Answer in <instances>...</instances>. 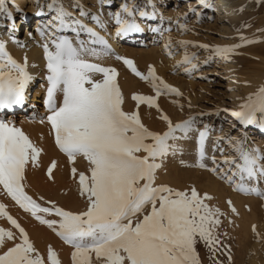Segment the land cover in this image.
<instances>
[{
    "label": "snow or ice",
    "instance_id": "obj_1",
    "mask_svg": "<svg viewBox=\"0 0 264 264\" xmlns=\"http://www.w3.org/2000/svg\"><path fill=\"white\" fill-rule=\"evenodd\" d=\"M199 3L204 8L210 7L207 0H199ZM96 5L98 10L92 11V6H86L82 0H50L45 5L37 0L40 10L36 15L44 17V22L35 29L44 41L39 46L43 50L46 80V86L41 85L45 90L46 114L40 116L39 123L49 126L55 147L69 163L74 165L77 159L86 161L84 171L71 168L85 208L65 210L53 201H44L47 205L44 206L26 191L27 171L29 167L40 166L43 149L7 118V114L28 104L29 86L35 77L29 71L27 55L22 60L14 58L3 39H0V189L68 246L70 264H203L201 245L207 250L211 264H233L231 246L222 239L228 237V233L220 229L222 217L229 224L235 221L211 204L215 197L207 191L202 193L194 184L180 189L158 180L169 162L179 158V165L185 168L201 169L236 192L264 200V189L258 186L264 182V148L250 145L247 132L213 138L216 129L201 119L225 112L243 128L252 126L264 132V82L242 98L239 110L217 108L215 112L201 111L174 122L160 108L158 98L162 95L182 98L183 93L158 76L154 66L149 65L145 74L134 60L116 54L108 40L85 23L89 20L107 31L103 9L111 7V0H96ZM152 9L149 12L125 2L119 11H110L107 16L114 21L118 37L141 33L143 28L138 18L159 19L160 26L150 30L160 35L170 33L171 28L163 27L164 17L157 14L154 4ZM189 11L200 16L195 9ZM16 12L22 10L16 7ZM0 15L11 22L9 39L26 47L14 35L16 17L6 0H0ZM19 18L22 20L23 16ZM180 29L190 30L186 24L180 25ZM82 34L88 39H81ZM28 35L31 37L32 33ZM239 40L240 43L231 46L212 47L179 41L184 55L177 67L188 66L184 70L189 75L199 70V57L189 53V47L209 51L211 55L204 61L208 63L214 57L229 60L237 54V49L259 42L243 35ZM171 46L169 36L165 47L170 49ZM108 57L121 61L154 92V95L133 93L134 111L124 109L126 97L118 80V70L92 62ZM245 86L251 87V84L245 82ZM141 105L156 110L166 125L164 131L152 130L143 122ZM177 106L184 110L183 104ZM188 107L192 108L191 101ZM230 126L240 132L236 124ZM190 143L196 156L192 164L183 159ZM225 145L231 155L225 154ZM205 161H210L211 166ZM56 167L55 160L47 167L45 175L49 181L55 182ZM227 205L232 215L239 216L231 200ZM0 218L6 219L16 230L0 228V264H63L52 245L42 254L26 229L2 203ZM252 231L257 242L264 243V237L256 232L255 226Z\"/></svg>",
    "mask_w": 264,
    "mask_h": 264
},
{
    "label": "bare ground",
    "instance_id": "obj_2",
    "mask_svg": "<svg viewBox=\"0 0 264 264\" xmlns=\"http://www.w3.org/2000/svg\"><path fill=\"white\" fill-rule=\"evenodd\" d=\"M28 1H30V2H28ZM140 1H142V0H140ZM143 1H145V2L143 3V6H141L142 9L151 12L153 10L152 5L154 4L155 10H156L158 15L162 14L165 11L167 13L166 15L169 18L171 16H173L174 14H178L180 11L182 12V10L180 8H185V9L189 10L190 8L192 9V7H199L202 11L209 10V13H207L208 18H211L210 11H212V12L215 11V13H216L215 15H217V16L216 17L213 16L212 19L214 20V24H216V26L219 28V30L222 31L224 34H229V33L233 32L234 35L237 36V35H240L242 33H246L250 30L253 31V29H254V28L252 29V27H250V21L249 20H250V18H252L254 16V13H256L255 12L256 10L252 9L253 6L250 5V0H207V3L210 5V7H208V8H204L199 3V0H175V2L173 0H158V2L156 0H143ZM161 1L162 2L163 1L164 2L173 1L176 5L173 8L165 9L164 7L157 6V3L161 4ZM48 2H50V0ZM82 2L86 6H89V5L92 6V11L98 10V5H96V0H82ZM133 2L134 1H130L129 5H131ZM6 3L9 6V10L13 12L14 17L17 18V17L23 16L22 20L19 19L20 22H22V24H21L22 26L23 25L27 26L26 23L24 24V21L28 18L29 12L31 11L32 13H34L33 17L35 18L36 23L34 24L35 26L33 27V29L30 31L32 33V36L30 37L29 35L28 36L26 35L25 37L22 38L20 35L21 34L20 30L18 28L19 25L16 26V31L14 33L16 39L19 40L21 42V44L26 45V47H20L19 45H17L16 43H13L12 40L9 39V35H10L9 25L11 24V22L8 21L3 15H0V39H3L7 42L8 51L17 60H22V58L25 55H27V57H28V61H29V65H30L29 71L35 77L32 84L29 86L28 96L31 95V91H32L31 87L33 86L35 81H37V80L41 81L39 83L38 88H36L34 90L35 92H34L33 99L31 100L30 106L29 107L24 106L23 108H20V109H18L19 108L18 107L17 109H15L14 112H17L18 110H22V112L18 115H14V114L12 115L11 113H9L11 115L10 119H13L14 117H23L24 119H26L21 124V128L30 136V138L37 144V146H39L43 149V152H42L41 157H40V166L38 168H32L33 170L38 171V169L42 166H44V168L46 167V169H47V167L50 165V163L53 160H55L57 162V167H56V169H54L55 182L51 181V183H49V188L46 191V194L50 195L51 198L54 200V202L57 205L61 204L60 207H63L65 210L82 211L85 208V203L79 197V195L77 193V190H76L77 185H76V182L72 179L71 168L76 167L78 172L84 171L87 168L86 161H83L81 159H77V161L74 165L69 163L66 156H64L62 153H60L59 150L55 147L54 139L49 134V126L47 124L42 125L38 121L37 122H30L31 124H29V120H27V118H29V114H30V117L34 116V118H36L35 112L37 109H40V106L38 104L43 105V96H44L45 90H44V88L41 87V85L46 86V80L44 79V76H45L44 64H45V62L43 60V50L39 45L42 44L44 41L39 36V34L35 32V29L37 26H39L40 24H42L44 22V17L36 15V13L40 10L38 8V6L34 7L35 4L37 3V0H6ZM25 3L33 5L32 10H30V11L25 10L24 9ZM141 5H142V3H141ZM261 5H264V4H261ZM112 6H113V0H111V7ZM247 6H248V9H244ZM16 7L21 9L22 12L17 13ZM111 7H105L103 9L104 19L107 23V31H104V30L99 31V28L96 27V25L90 21L85 20V23H89L90 27H93L96 31H98L100 33V35L104 36L105 39L108 40L109 44L112 46V48L114 49V51L116 53L122 52V54H130V55L137 56V58L141 62H143L145 65L148 64V65L154 66L156 69V74H157L159 71V68H160L159 65H161V60L164 61V58L162 59L163 56L161 55L162 54L161 49L163 51H165L166 53H168V49H166V47H165V45L168 43L167 36L162 38V45L160 46V48H155V49L151 48L149 51L143 50L141 48H139V49L136 47L134 48L135 42L136 43L141 42V44H138V47L141 45H144L143 44V37L145 36V29H146L145 25L142 22H139L137 20V22L143 28V31L141 33L130 34L126 37L116 36L115 35L116 25H115L114 21L113 20H110V21L107 20L108 19L107 14H108V12L111 11V9H110ZM241 8H243V11H240ZM44 11H45V13H47L46 7L44 8ZM116 11H118V10H116ZM31 20H32L31 18H28L27 22H31ZM7 22H8V24H7ZM148 22L153 23V22H157V21L148 20ZM110 24H111V26H110ZM159 24H160V21H159ZM152 27H158V26H152ZM237 29H241V31L238 32ZM30 32L27 31V34ZM152 33L154 34V32H152ZM156 34L158 35L159 33H156ZM68 35L73 36L74 34L68 33ZM81 39L87 40L88 37L86 35H84L83 38L81 36ZM117 39H118V41H117ZM133 43H134V45H133ZM147 45H153V44L147 43ZM240 50L241 49H237L236 59L242 61L243 58L242 57L240 58V56H238V54H240ZM111 59H113V57L104 58L100 61H103L104 63L109 65L111 63ZM233 59H235V58H233ZM32 64H38L39 67L33 68V67H31ZM115 68L117 70H120V65L116 64ZM236 68H240V66L237 64ZM239 73H240V75H242V72H239ZM255 79L256 80L258 79L260 81H252V82L249 81L251 84V87L245 86V82L249 83L247 79L242 81V84L244 87L243 97H245L248 93L255 91V89L258 87V85H260L262 82H264L263 78L260 79V77H256ZM118 80H119L121 89H122V91L126 97V101L124 104L125 111H134V110H132V107H133V104H135V101H133L130 98L133 93H139V94H147L148 93L149 95H151V92L146 88V86H140L136 79H134L131 76H127L124 72L121 75V77L118 78ZM196 100H197V98H192V100H191L192 108L188 109L187 113H185L183 111L182 112L181 111H178V112L168 111L169 113H165V114L169 115L173 119L174 122L180 121L182 119H186L189 115H198L200 113V110L198 109L199 107H196V105H195ZM241 102H242V100L240 102L231 103L230 109L239 110L238 105ZM143 107H145V106H143ZM34 109H35V111H33ZM161 109L163 111H165V109H163L162 107H161ZM146 110H147V108H146ZM146 110H145V113L147 115L148 120L145 124L150 129L157 130L158 126H155V125H159L160 129L162 128V126L166 127L164 121L160 120L158 122H155V117H159V114L156 112V110H152L150 112H147ZM207 111L209 112L211 110H207ZM14 112H12V113H14ZM28 112H29V114H28ZM226 117L228 120V125L236 124L237 129L240 130V132H237V136H239L243 132H247L248 137L250 136V138H248V141H249V139H250V142H251V140L255 141V143H252V145L264 148V132H261L258 128H255L252 126H249L247 129L243 128V126H241L239 124V122H237L233 117H231L228 113H225V112H224V115L223 114H220L219 116L214 115L211 119L212 121H214V123L218 122V125L216 127V131H215L216 136H221V135H223L221 133L225 132V131H221L219 129V124H220V121H222V119H224ZM13 121H14V119H13ZM165 127H163L164 130L166 129ZM226 148H227V146L225 147V151L228 150ZM188 152L191 154V156H188V157L185 156V157H183V159L187 163L191 164L192 163L191 161L195 160V152L192 150L191 143L189 144ZM227 153H228V155L232 154L229 151H227ZM209 155H211V152H209ZM175 163L172 164L171 162H169L167 170L165 172L160 173L159 180H158L159 183H166V184H169L170 186L177 187L180 189H184L188 185L187 182L193 183V181H195L194 185H195V183L198 184V186L196 185V187L198 188L199 191H201L202 193L204 191H207L210 195H213L215 197V199L213 201H211V204L219 207L221 209V211L227 213L229 219H232L235 221L233 226L234 227L236 226L238 228L240 227L239 230L240 229L243 230V232L246 235L249 234L248 233L249 230L251 232L253 226H255L256 232H257V230L259 231V229L263 226V224H261V216H260V214L263 211L260 213L261 208L259 210V208L256 207L257 203L254 200L255 198L253 199L250 197L249 199H247L249 196L248 197L246 196V198H245V197H242L244 195L241 196V193L236 194L235 191L228 189L229 187L227 186L228 187L227 188L225 186L226 184L224 185V183L218 182L217 181L218 179L216 180V178L213 177L208 172H205V171L199 170V169H195V170L193 169L192 170V168H187V170H186L185 167H183L179 164L177 165ZM205 163L209 164V161H205ZM209 166H211V164ZM32 169L30 168V169H28V171L32 170ZM28 171H27V173L29 174ZM190 176L193 177V180L191 179L190 181H188ZM27 181L28 180H26V182ZM26 186H28V187H26V191L30 190L32 192V188L30 187V185H26ZM27 188H29V190ZM61 190L63 193H61ZM2 193L7 200L11 201L12 206L16 205L9 197H7L4 194L3 190L0 189V194H2ZM29 195L32 196V194H29ZM52 199H50V200H52ZM228 200H231L233 202V204L235 205V207L239 210V213H240L239 216H234L230 213V209L228 208V205H227ZM12 208H11V211H13V210L15 212L21 211V213H20L21 215L17 214V215H19L18 218H19V220L21 219L20 221H22L24 223V225L27 227L26 231L29 233L30 239L34 242L35 246L37 247V249L42 254H46L47 247L49 245H52L54 247V249L59 253L60 258L63 261V264H70V251L71 250L68 248V246L64 245L63 242L60 241L59 238L56 237L54 235V233L51 230H49L46 226H43V225L41 226L39 223L37 224L36 222L34 223V221L29 220L28 217L26 218L24 216L25 212L22 209L19 210V208L17 207L18 208L17 210L16 209L12 210ZM249 208H251V211L248 210ZM16 213H18V212H16ZM226 220H225V222H226ZM226 223H228V222H226ZM2 225H3V227L0 226L1 228H4L7 226L6 223H4ZM231 230H233V229H231ZM242 239L243 238H241V240ZM253 250L255 252V249H253ZM204 252L205 253L202 254L203 264H211V262L208 259L207 252L206 251H204ZM251 252H253V251H251ZM249 254L250 253H248V255ZM255 254L256 255H254V256H257V252ZM245 255H247V253H245ZM254 256H253V258L247 257L248 260H250V262L252 264H255L256 257H254ZM238 257H239V255H238ZM245 260H247V259L245 258ZM261 262H262V260L260 261V263ZM257 263H259V261Z\"/></svg>",
    "mask_w": 264,
    "mask_h": 264
},
{
    "label": "rangeland",
    "instance_id": "obj_3",
    "mask_svg": "<svg viewBox=\"0 0 264 264\" xmlns=\"http://www.w3.org/2000/svg\"><path fill=\"white\" fill-rule=\"evenodd\" d=\"M48 1L49 0H39L40 4H42V5H45ZM130 1H134L131 5L135 4V6H137L139 8H141V6H143V3L145 2L143 0L142 1H140V0H113V6L110 9L113 12L116 10L119 11L121 4H123L125 2L129 3ZM156 1L158 2V0H156ZM173 1L175 2V0H173ZM173 1H171V2L170 1H167V2L161 1V4L157 3V6L164 7L165 9L173 8L176 5ZM28 2H30V1H28ZM141 3H142V5H141ZM261 4H264L263 0H250V5L253 6L252 9L256 10L255 11L256 13H254V16L252 18H250V20H249L250 21V27H252V29L253 28L254 29H253V31L250 30V31H248L246 33H242L240 35H243V36L247 37L248 39L256 40L259 42L253 43L250 45H246L245 47L240 48L241 50H240V54H238V56H240V58L242 57L243 60L242 61L237 60L236 59L237 56L235 54V55L231 56L229 60H224V59H221L218 57H214L210 62L204 63V61L209 57V55H211V53L209 51H205L204 49H201V48L189 47L188 52L189 53H195L199 57V61H197V63L199 64V70L194 71L191 75L186 73L184 70L185 67H188V66L185 65V66L177 67V65L183 60V55H184V49L178 45L179 41H191V42H194L196 44H208L210 47H212V46H231V45H234V44L241 42L239 40L240 35L236 36V35H234L233 32H231L229 34H224L222 31L219 30V28L216 26V24H214V20L212 19L213 16H215V17L217 16V15H215L216 14L215 11H213V12L210 11L211 18H208L207 13H209V10L202 11L199 7H192V9H195L197 12L200 13L199 17H197L193 12H191L185 8H180L182 10V12L180 11L178 14H174L170 18L166 15L167 13L164 11L162 13V15L164 17L163 27L171 28V32L170 33L165 32L163 35H160V34L157 35L156 33L153 34L152 31L150 30L152 28V26H158V27L160 26L159 19L156 20L157 22L152 23V22H148L147 19L138 18V21L142 22L146 28L145 29V36L143 37V44L144 45H141L138 47V44H141V42H137V43L135 42L134 48L136 47L138 49L141 48L143 50L149 51L151 48H154V49L160 48V46L162 45V38L165 36H167L168 40H169V36H170L171 40H172V46L170 49H168V53H166L165 51H163L161 49V53H162L161 55L163 56L162 59L164 58V61L161 60V65H159L160 68L158 67L159 71H158L157 75L160 76L166 83L170 84L171 86L178 88L183 93V97L181 98V97H175V96H170V95H162L161 97H159L158 103L160 105V108L162 107L163 109H165V111H163L164 113H169L168 111H170V112L181 111L180 108L177 106V104H183L184 105L183 112L187 113V111L189 109L188 102L191 101L192 98H197L195 105H196V107H199L198 109L200 110V112L201 111L206 112L207 110H211L209 112H214V111H216L217 108H225V107L230 108L231 103L240 102L243 98V94H244V87L242 84L243 80L247 79L248 82L249 81L250 82L260 81L258 79L257 80L255 79L256 77H260V79L263 78V81H264V5H261ZM32 6L33 5L25 3L24 9L30 11V10H32ZM36 6H37V3L35 4L34 7H36ZM244 9H248V6L245 7ZM185 14H187L186 19H185ZM33 16H34V13H32L30 11L28 14V18L32 19L31 22H27L28 18L24 21V24L26 23L28 27L26 25L22 26L21 25L22 22H20V20H19L20 18L19 17L16 18V26L19 25L18 28L20 30V33H21L20 35L22 38L25 37L26 35L28 36L27 31L30 32L33 29V27L35 26L34 24L36 23L35 22L36 20ZM107 20L110 21L109 19H107ZM169 20L172 21L171 24H169ZM87 21H89V20H87ZM7 24H8V22H7ZM184 24L187 25L188 29H190L189 31H182L180 29V25H184ZM110 26H111V24H110ZM99 31H102V30L99 29ZM83 36L84 35H82V38H83ZM117 41H118V39H117ZM147 43H152L153 45H147ZM133 45H134V43H133ZM169 51L171 52V56L169 55ZM116 54L134 60L138 69L140 71L144 72L145 74H147V69H148L149 65L148 64L145 65L143 62H141L137 58V56L130 55V54H122V52L121 53L119 52ZM233 58H235V59H233ZM89 59L91 60V58H89ZM92 62L100 63L103 66H108V67H115L116 64H119L120 65V70H118V72L120 73L119 77H121V75L124 72L127 76H131L134 79H136L140 86H146V88L151 92V95H154V92L152 91L149 84L145 83L144 81H141L138 77H135L127 69V67L125 65H123V63L121 61L116 60L115 57H113V59H111V63L109 65L104 63L103 61H100V60L99 61L92 60ZM237 64L240 66V68H236ZM239 72H242V75H240ZM234 81H235V83H234ZM40 82H41L40 80L35 81V83L31 87V90H32L31 95L28 96V98H29L28 104L25 106H27V107L30 106L31 100L33 99V96H34V92H35L34 90L36 88H38ZM230 89H234V91H230ZM144 95H149V94L147 93ZM38 105L40 106V109H37L35 112L36 118H34V116L30 117V114L28 112L29 118H27V120H29V124H31L30 122H37V121L39 122L40 116H43L46 114V110H45L44 106L42 104H38ZM143 106H145V105L140 106V113H141V117L143 119V122L146 123L148 120L147 115L145 113V110L147 107L146 106L143 107ZM135 108H136V105L133 104L132 110H135ZM18 109H20V108H18ZM152 110H155V109H148L147 108L146 111L150 112ZM33 111H35V109ZM21 112H22V110H19L17 112L11 113V114L12 115L13 114L18 115ZM220 114L224 115V112H221ZM213 116L214 115L204 116L201 119L203 122L209 123L213 128L216 129L218 122L214 123V121L211 120ZM10 117H11V115L8 113L7 118L10 119ZM13 119H14V123L18 127H21V124L24 122V120H26L23 117H14ZM160 120L161 119H159V117H155V122H158ZM155 126H158L157 127L158 129L156 131H161V132L164 131L163 127H165V126H162L161 129H160L159 125H155ZM219 129L220 130L223 129V131H225L224 133H221L223 135H227V134L237 135V131L235 129H232L231 126L228 125L227 117L222 119V121H220ZM215 136L216 135L214 132L213 138ZM248 138H250V136ZM248 143L252 145V143H255V141L251 140V142H250V139H249ZM225 147H226V145H225ZM226 149H228V148H226ZM227 151L231 152L229 149L226 150L225 151L226 155H228ZM217 155H218L217 156V158H218L219 154L217 153ZM185 156L188 157V156H191V154L188 152ZM195 159H196V156H195ZM178 160H179V158L175 161L176 163L175 162H171V163L172 164L175 163L178 165L179 164ZM191 162L194 163L195 160L191 161ZM209 165H210V161H209ZM42 167H40L38 169V171L33 170L32 167H30L32 170L28 171L29 174L27 173L28 176H27L26 180H28V181L26 182V185H30V187L32 188V192L29 190V188H27L29 190L27 192L29 194H32V197L35 200H37L38 203H41L42 205H44V201H53L54 202V200L51 198L50 195L46 194V191L49 188V183H51V181H49L45 175L46 167L45 168H44V166H42ZM193 169L195 170L198 168H192V170ZM186 170H187V168H186ZM199 170H201V169H199ZM191 179L193 180V177L190 176L188 181H190ZM217 181L224 183L223 181H220V180H217ZM194 182L195 181H193V183L187 182V184L188 185L194 184ZM225 184L226 183H224V185ZM196 185L198 186V184L195 183V186ZM225 186L226 187L228 186L229 187V188L227 187L228 189L233 190V188L230 187L228 184H226ZM258 186L261 187L262 189H264V182H262ZM26 187H28V186H26ZM61 193H63L62 190H61ZM238 193L239 192H236V194H238ZM242 195H244V194L241 193V196ZM41 197L43 198L42 200H41ZM242 197L246 198V195H244ZM250 197L253 199L255 198L254 200L257 203L256 207L259 208V210L261 208L260 213L263 211L260 214L261 224H263V226L259 229V231L257 230V233H259L261 237H264V210H263L264 209V200H262L263 201L262 202L261 199L255 195L249 196L247 199H249ZM50 199H52V200H50ZM0 203L4 204L6 206L9 214L12 215L13 218H15L21 224L22 227L25 226L24 223L22 221H20L21 219L19 220V218H18V216L21 215L20 214L21 211L20 212L16 211V212H18V213H16L13 210V209L17 210L19 207L16 205L12 206L11 201L7 200L4 197L3 193L0 194ZM60 205H58V206H60ZM44 206H47V205H44ZM11 208L13 211H11ZM19 210H20V208H19ZM17 214H19V215H17ZM27 214L26 213L24 214V216L26 218L28 217L29 220L34 221V223L36 222L38 224V222L36 220H34L30 216V214H28V215ZM46 218H51V217H46ZM221 219L223 220V224H222L220 231L221 232L227 231V233H228V237H222V239L224 240L225 243L229 244L232 248L231 251H232L233 264H252L250 262V260H248V258L249 257L253 258V256L256 255L255 254L256 252H257V256H254V257H256L255 264L258 261L260 263L261 260H262V262L260 264H264V262H263L264 261V243L257 242L256 235L253 233V231L251 230V232H250V230H249L248 231L249 234L247 233L248 235H246L243 232V230H241V229L239 230L240 227L239 228L236 226L234 227L233 226L234 224L226 223L228 221L226 219H224L223 217ZM225 220H226V222H225ZM4 223H6V225H7L6 227H4L5 229H9V230H12L14 232L16 231L15 229L12 228V226L8 223V221L6 219L0 218V226L1 227H3L2 224H4ZM24 228L26 229L27 227L25 226ZM231 229H233V230H231ZM16 234L18 236V233H16ZM241 238H243V239L241 240ZM248 248L250 250L252 249L251 251H253V252H251ZM253 249H255V252ZM199 251H200V255H201V259H202V254L205 253L204 251L207 252V250L203 247V245H201L199 248ZM245 253H247V255H248V253H250V254L247 256V255H245ZM238 255H239V257H238ZM220 258L226 259V257H220ZM245 258L247 260H245ZM259 263H257V264H259Z\"/></svg>",
    "mask_w": 264,
    "mask_h": 264
}]
</instances>
